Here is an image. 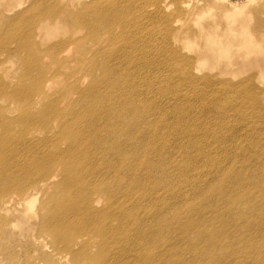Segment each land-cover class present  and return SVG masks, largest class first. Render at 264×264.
Here are the masks:
<instances>
[{
    "label": "bare ground",
    "instance_id": "1",
    "mask_svg": "<svg viewBox=\"0 0 264 264\" xmlns=\"http://www.w3.org/2000/svg\"><path fill=\"white\" fill-rule=\"evenodd\" d=\"M219 1L216 21L152 30L163 45L144 52L157 8L0 3V264H264V103L250 79L194 74L258 55L264 4Z\"/></svg>",
    "mask_w": 264,
    "mask_h": 264
},
{
    "label": "rangeland",
    "instance_id": "2",
    "mask_svg": "<svg viewBox=\"0 0 264 264\" xmlns=\"http://www.w3.org/2000/svg\"><path fill=\"white\" fill-rule=\"evenodd\" d=\"M2 1L3 0H0V3ZM25 1L26 0H24V2ZM124 1L126 5V0ZM129 1L131 2V0ZM133 1H135L136 4H139L138 7L142 5L141 9L139 8L135 9L133 13L134 14L133 18L135 17L136 14H138V17H140L141 19H143V17H147L148 15L151 16L150 14H148L149 12L145 11V7H148L150 11H152L154 8H157L159 10L156 16L150 19L146 25H140L141 28L140 30L138 29L137 44L141 49V51L139 52H144L145 49L148 47L154 49L159 45L161 46L163 45V40L161 38L160 39L150 38L149 36L150 31L157 30V35H159L160 34L159 30L161 31V29H164L165 27V32H167L171 23L172 27L176 29L180 28L181 30H185L189 35H191L194 31L199 30L200 24H205V26H207L209 25V22L211 23L216 21L219 16L218 9H224L228 7L226 5L227 3L226 4L221 3L219 0H132V3ZM183 1H185V4H182ZM221 1L224 2V0ZM236 2H237V6L246 4L245 13L243 15H239L240 17H246V16L256 17L254 13L255 9L261 7L260 6L261 4H264V0H236ZM25 5L26 3H22L19 7H24ZM260 16L264 17V13L261 14ZM195 17L197 19V23H195L196 21ZM249 22H250V26H252L254 23L253 20H250ZM84 32L80 33L79 35L76 34L75 36L78 37L83 34L85 36L86 34ZM116 32L119 34L120 30L118 29ZM164 38L165 37H163V39ZM196 42L198 43V41ZM169 44L170 43H167L166 45ZM47 45L48 43L43 44L44 47H46ZM178 45H179L178 47L181 49L182 55L194 57V55L196 54V51L190 50L187 45L183 43H180ZM78 47L79 45L76 44L71 45L70 53L75 52L76 55L81 56L83 52H81L80 54ZM249 49H254V50L259 49V54L256 56L252 54L250 58H246L243 55L234 54L233 56L231 55V63L233 64L232 67H229L226 70H224L222 67H217V68L215 67L214 69L198 68L197 69L198 71H194V74L198 77L203 75H209L215 77V80L217 82L228 80L232 83H239L246 79H250L249 82L245 83L247 89V95L255 96L256 94L257 99L258 100L260 99V101L264 103V79L258 77V74L260 73L261 76L264 75V40L260 38L259 42L256 45L252 44L249 47ZM201 50L202 49H199L198 51ZM157 52L155 59L160 60L161 56L157 55L158 54ZM166 68H168V64H161L155 67L157 73L163 75V77H166L167 74ZM259 70H263V71L260 72ZM17 75L18 73H15V76ZM251 78L253 81L251 80ZM251 84L253 85V87L255 86L254 89L247 88ZM4 220H7V218L4 217ZM229 233L227 234V236H229ZM0 234H3V236L7 238L11 237L9 229L6 227L3 229L1 222H0ZM16 238H19V235H16ZM216 238L217 237L215 235H212L207 240H201L200 244L202 243L211 244ZM239 242L240 239L234 241V246H235L234 248L237 249L236 246L237 243ZM262 242L264 243V240L261 238H256L255 240L251 241L252 244L261 245V246L263 244ZM2 245H5V254L8 253L9 252L8 249L10 247L9 243L2 242ZM15 249L19 250L20 248L16 247ZM213 251H210L209 255H212ZM231 251L234 254L235 249H232ZM240 251L246 252V248Z\"/></svg>",
    "mask_w": 264,
    "mask_h": 264
}]
</instances>
